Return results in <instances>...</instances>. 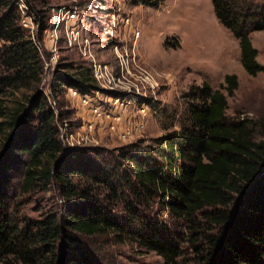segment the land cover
<instances>
[{"label":"trees","instance_id":"16d2710c","mask_svg":"<svg viewBox=\"0 0 264 264\" xmlns=\"http://www.w3.org/2000/svg\"><path fill=\"white\" fill-rule=\"evenodd\" d=\"M150 1L138 0L145 5ZM212 3L218 21L239 40L246 72L253 77L264 72L250 37L264 31V0ZM38 15L41 30L47 31L46 17ZM21 19L14 0H0V96L7 90L32 92L9 122L0 99V260L96 264L74 236L111 235L121 243L134 239L165 264H264V118H228L222 91L232 96L238 77L227 75L219 90L194 86L188 96L189 125L144 155L123 153L113 166L99 148L65 151L60 118L39 91L43 58ZM87 72L62 64L51 82V95L65 89L83 96L94 93L99 88ZM124 162L130 168L120 175ZM15 178L22 192L54 182L62 197L60 211L21 228L11 202ZM121 183L133 194L124 219L114 213V203L125 199ZM156 201L181 223L183 230L175 238L144 221L140 208ZM136 223L142 224L137 232Z\"/></svg>","mask_w":264,"mask_h":264},{"label":"rangeland","instance_id":"374dc122","mask_svg":"<svg viewBox=\"0 0 264 264\" xmlns=\"http://www.w3.org/2000/svg\"><path fill=\"white\" fill-rule=\"evenodd\" d=\"M14 2L22 15L23 28L41 52L44 74L39 91L49 97L51 108L60 118L57 126L65 151L99 148L113 166L123 153L144 155L150 148H157L164 137L189 125L188 96L194 86L208 84L219 90L227 75H236L239 81L232 96L222 91L228 100V118L232 122H258L264 118V72L256 77L246 72L239 40L218 21L212 0H152L149 5L138 0ZM62 8L79 10V20L72 26L79 32L83 48L107 67L104 78L96 82L99 89L88 95V103L67 89L51 95V82L62 64H73L92 75L89 57L68 49L62 31L57 52L53 53L50 32L41 30L38 12L46 17L51 29ZM250 37L258 51V62L264 67V31ZM3 46L0 42V49ZM31 94L25 88L3 92L0 99L5 102L8 122L12 112ZM117 97L125 103L120 110L115 107ZM95 108L102 112L101 117L94 113ZM111 110L115 118H106L104 114ZM90 124L94 126L92 131ZM124 131H131L127 140L120 137ZM255 137L261 140L260 134ZM123 164L120 175L130 168L126 162ZM44 184L40 182L29 192H22L20 180L15 178L11 202L21 228L60 211L62 197L55 183ZM122 192L125 199L114 203V213L124 219L125 206L132 201L133 194L129 187ZM140 209L144 221L158 224L162 232L174 238L182 232L181 223L171 218L158 201L147 202ZM141 228L142 224L136 223L133 231ZM74 238L96 264H165L160 255L140 247L131 238L124 243L111 235ZM0 264L23 263L8 257L1 259Z\"/></svg>","mask_w":264,"mask_h":264},{"label":"built area","instance_id":"2783aa9c","mask_svg":"<svg viewBox=\"0 0 264 264\" xmlns=\"http://www.w3.org/2000/svg\"><path fill=\"white\" fill-rule=\"evenodd\" d=\"M79 10L75 8H62L58 11V13L55 16L54 23L52 24V28L48 29L46 32H50V48L53 53L57 52L58 45L60 42L59 33L62 31L64 33V36L66 38V46L68 49L71 50H79V53L84 57H89L88 60L90 61V67L92 70V76L95 79L96 82L100 83V81L104 78L105 69H107L106 66H103L100 62L97 61V59L92 55L91 52L87 51V48H83V45L81 43V37L78 31L75 30V27L72 26L73 24L77 23L79 20ZM29 27L28 25H26ZM84 49V50H83ZM112 84V83H110ZM116 85V84H115ZM73 96H77L82 102L88 103L90 98L88 95H81L76 90L70 91ZM115 107L116 109L120 110V107H124L125 103L123 99H120V97L115 98ZM83 103V104H84ZM112 110L109 112H104V116L106 118H115L112 114ZM94 113L101 117V113H99L98 109H94ZM141 114H143V109L141 110ZM143 125V124H142ZM89 130H94V126L90 124ZM122 139L127 140L131 137V131H124L121 133L120 136ZM84 141V140H83Z\"/></svg>","mask_w":264,"mask_h":264}]
</instances>
